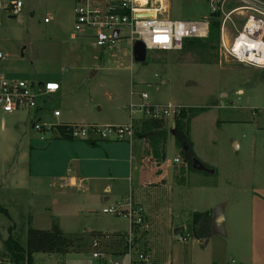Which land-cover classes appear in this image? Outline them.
<instances>
[{
  "label": "rangeland",
  "instance_id": "rangeland-1",
  "mask_svg": "<svg viewBox=\"0 0 264 264\" xmlns=\"http://www.w3.org/2000/svg\"><path fill=\"white\" fill-rule=\"evenodd\" d=\"M75 2L23 0L21 13L13 16L7 1L0 0V49L4 53L0 75L36 85L40 80L60 85L53 98H40L38 112H0V208L5 209H0V250L10 236L26 246L30 225L48 229L53 220L71 236L128 232L129 216L104 209L129 196V188L147 189L163 178L167 184L154 190L159 199L144 205L147 235L133 248L134 257L147 253L145 246L151 243L168 254L165 264H251L247 257L264 251V68L224 56L220 45L204 53L203 45L192 46L188 41L177 50H147L146 62H137L126 40L100 47L90 32H76L72 38ZM161 15L198 23L210 16V9L205 0H168ZM132 91L135 100L147 93L151 104L197 109L191 119L192 152L213 173L192 169L185 176L186 183L175 180L174 166L185 163L187 157L175 145L173 117L167 120L164 161H148L144 142H134L132 148L127 141L113 139L127 155L115 170L131 177L130 187L129 182L124 186L125 181L117 185L111 180L92 179L84 184L75 158L89 151L79 146L90 147V143L55 138L54 132L32 126L39 117L46 124L69 116L72 121L98 117L100 123L123 122ZM55 109L62 113L60 117H54ZM103 155V149L96 148L95 159ZM109 170L99 167L98 172L108 174ZM72 176L75 186L69 183ZM110 184L114 190L104 201ZM197 211L223 214L225 219L220 225L214 221L204 237L195 234L199 226L195 233H173L187 228ZM186 234L188 239L183 241ZM94 238L87 236L80 251L37 252L33 264H114L119 258L121 264H128L127 253L116 255L115 240L107 246L103 242L102 255L94 258Z\"/></svg>",
  "mask_w": 264,
  "mask_h": 264
},
{
  "label": "built area",
  "instance_id": "built-area-1",
  "mask_svg": "<svg viewBox=\"0 0 264 264\" xmlns=\"http://www.w3.org/2000/svg\"><path fill=\"white\" fill-rule=\"evenodd\" d=\"M6 7L13 16L21 13L23 0H6ZM168 0H76L75 32H90L100 47L115 45L126 40L133 47L136 41H141L147 50H177L181 49L184 39L189 37H207L209 33L210 16L202 22L167 19L161 15ZM210 13L220 19V52L226 57L252 67L264 68V1L262 0H205ZM234 1V3H231ZM231 3V4H230ZM48 19H45L47 21ZM125 30V31H124ZM117 31V33H116ZM116 33V34H115ZM255 43L256 47L249 46ZM252 44V43H251ZM254 46V45H253ZM253 48V49H251ZM4 53L0 49V60ZM60 89L55 81L35 84L24 79H11L0 75V112L12 114L15 111H36L40 106V98L47 97ZM147 93L140 94L139 100L134 99L128 105L129 120L123 124H79L68 123L67 131L73 138L83 140L110 141L113 139L127 141L133 146L138 121L143 118L168 120L175 118L183 105L151 104ZM54 117H60L59 110L53 111ZM56 124L42 123L41 119L33 123V128L43 132H53ZM176 162H180L178 158ZM105 213H124L132 222H140L142 208L137 207L129 195L122 198L118 205L105 208ZM137 215V219L134 216ZM128 264H149L148 253L133 255L131 245V225L128 231ZM186 234L182 240L188 239ZM92 256L102 255V239L96 237L91 242ZM5 258L0 251V264Z\"/></svg>",
  "mask_w": 264,
  "mask_h": 264
},
{
  "label": "trees",
  "instance_id": "trees-1",
  "mask_svg": "<svg viewBox=\"0 0 264 264\" xmlns=\"http://www.w3.org/2000/svg\"><path fill=\"white\" fill-rule=\"evenodd\" d=\"M184 41L199 46L204 53L216 50L220 42V19L216 14L210 13L209 33L207 37L203 38H186ZM183 41V43H184ZM146 62V60L144 61ZM197 109L194 107H186L181 110L180 114L174 118L175 126V145L186 154V162L176 167L175 180L186 183V177L194 168V154L192 152V144L190 141L191 119ZM68 123H60L54 126L53 132L55 138L72 139L70 131H67ZM167 120L163 119H147L143 118L138 121L136 136L144 140V151L147 156L156 162L164 161L166 158V148L168 142V130L166 128ZM90 141V140H88ZM182 177V179H181ZM188 178V176H187ZM3 209V208H0ZM5 211V209H3ZM209 212H195L192 215V222L189 231L195 233L196 225L200 222H205L209 217ZM207 229V228H206ZM131 245L135 248L136 245L146 236L147 228L145 225V217L143 216L140 222H132L131 224ZM128 232L116 233L115 243L118 244L116 255L123 256L128 251ZM200 237L208 234L206 230L195 233ZM89 236L98 237L102 239V243L107 246L111 244L109 240L112 235L101 232H84L78 235H67L59 223L52 221L51 227L48 229H39L29 226L27 229L26 246L21 245L12 236L4 242V248L1 251L5 258V263L11 264H33V255L37 252L43 253H65L72 251H80L82 249V242ZM138 255V254H137ZM8 261V262H7ZM4 263V264H5Z\"/></svg>",
  "mask_w": 264,
  "mask_h": 264
},
{
  "label": "crops",
  "instance_id": "crops-1",
  "mask_svg": "<svg viewBox=\"0 0 264 264\" xmlns=\"http://www.w3.org/2000/svg\"><path fill=\"white\" fill-rule=\"evenodd\" d=\"M262 1H264V0H262ZM231 3H234V1H232ZM41 83H44V81L40 80L38 82V84H41ZM57 92L47 96V98L48 97H49V99L53 98V96L55 94H57ZM130 101H131V97H130ZM129 102L126 106L127 110H128ZM39 109H40V107L38 108V110H36V112H38ZM55 110H58V109H55ZM61 115H62V113H61ZM39 119H41V117H39ZM71 119H72L71 116H69L67 118L63 117L58 123H79V124L81 123V124H98V125H106V124L112 123L110 121H102L103 123H100L101 119L98 120V117L86 119L85 121H83V119L79 118V117H75V120H73V121ZM126 119L127 120H124L123 122L115 123V124H122V123L127 122L129 120V112H128V114L126 113ZM86 141L90 143L89 144L90 147H86L88 145H86V146L80 145L79 147H83L84 151L85 150H89V151L86 152V154H84V156H82V157H80V155L77 153L76 158H75V163L78 166V172L82 176L83 183L88 185L89 181H91L93 179V180H111V181H113V183H116L117 185H119L120 183H122V181H125V183L123 182L124 186H126V183L129 182V187H130L132 185L131 184V177L129 179V176H127V173H124L123 170H118V171L115 170L116 166L119 167L122 163H125V161L127 159V155H125V152H124L125 149L122 151L121 149L117 148L116 145H120V144L115 143L117 141H114V140L96 141V140L91 139L90 141H88V140H86ZM99 142H106V143L102 146L101 145L102 143L100 144ZM134 142H137V144L141 145L140 142L143 143L144 140L141 138L140 139L136 138ZM93 146H95V147H93ZM133 146H134V144H133ZM133 146H132V148H133ZM96 148H102L104 151V155L100 158L95 159V157H97V156H95L96 155ZM148 161L153 162L154 160L150 159ZM92 165H93V167H92ZM106 166H108L111 169V171L109 170L108 174L107 173L101 174V172H98L99 167H106ZM176 167H178V165L174 166L173 172L175 171ZM193 170H195V168H193ZM159 171L161 172L162 170H159ZM63 179H64V177H63ZM69 183H70V185L75 186L77 184L76 177L72 176L71 179L69 180ZM166 184H167V182L165 181V179L162 178L161 181H157L155 183L149 184L150 187L147 189L145 187H140L137 189H135L133 187L129 188L130 189L129 194L132 196V199H133L135 205L137 207L142 208V213L145 217V225H146V223H148V217H147V214L145 212L144 205H146L148 202L153 203L155 200H158L159 194L156 193L154 190H158V189L164 187V185H166ZM113 190H114V187L112 184H110V187L104 191V193H105V196L103 197L104 201H108L111 198L110 194L113 192ZM90 194H92V193H90ZM88 196H90L89 193L87 194V197ZM123 198H126V197L124 196ZM224 219H225V216L223 214L213 216V214L211 213L209 215V217L207 218V220H205V222H200L196 226H199V231H201V230L203 231L204 229L207 231L210 228V225L213 224L214 221L218 222V224L220 225V221L224 220ZM189 225L191 226V224H188L187 226H189ZM184 230H187V228L186 227L184 228V226L179 227V228L175 229L173 231V233L177 234V233H179V231H184ZM114 234H116V233H113L110 235H114ZM113 240H115V238H112V239L110 238V241H113ZM142 240L136 245L135 248L140 246ZM145 248L147 250H149L147 252L150 256L149 257V261H150L149 264H163L165 262V259H168V257H169L167 253L157 251L155 249V246L152 245L151 243H150V246L146 245ZM246 248H248V247H246ZM250 248L253 250H256V247L254 245H251ZM247 258H248L247 261H250L251 264H255L258 262L264 263V251H261L260 253L254 252V253L250 254L249 257H247Z\"/></svg>",
  "mask_w": 264,
  "mask_h": 264
},
{
  "label": "water",
  "instance_id": "water-1",
  "mask_svg": "<svg viewBox=\"0 0 264 264\" xmlns=\"http://www.w3.org/2000/svg\"><path fill=\"white\" fill-rule=\"evenodd\" d=\"M117 33V31H116ZM115 33V34H116ZM146 49L144 44L141 41H136L133 47V59L137 62H144L146 60ZM195 162L194 168L197 170H207L213 173V170L208 169L204 164H202L199 160L196 158H193ZM190 229V225L187 227V230ZM122 259H116L114 261V264H121Z\"/></svg>",
  "mask_w": 264,
  "mask_h": 264
},
{
  "label": "bare ground",
  "instance_id": "bare-ground-1",
  "mask_svg": "<svg viewBox=\"0 0 264 264\" xmlns=\"http://www.w3.org/2000/svg\"><path fill=\"white\" fill-rule=\"evenodd\" d=\"M252 43V44H251ZM251 43H249V46H252V47H256V44L255 43H253V42H251ZM254 45V46H253ZM251 49H253V48H251Z\"/></svg>",
  "mask_w": 264,
  "mask_h": 264
}]
</instances>
